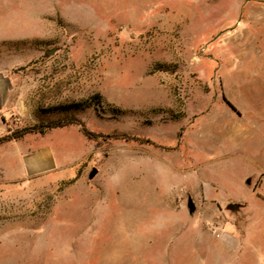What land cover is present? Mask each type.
I'll list each match as a JSON object with an SVG mask.
<instances>
[{
    "label": "rangeland",
    "instance_id": "rangeland-1",
    "mask_svg": "<svg viewBox=\"0 0 264 264\" xmlns=\"http://www.w3.org/2000/svg\"><path fill=\"white\" fill-rule=\"evenodd\" d=\"M0 71L77 121L0 144V264H264V0H0Z\"/></svg>",
    "mask_w": 264,
    "mask_h": 264
},
{
    "label": "trees",
    "instance_id": "trees-1",
    "mask_svg": "<svg viewBox=\"0 0 264 264\" xmlns=\"http://www.w3.org/2000/svg\"><path fill=\"white\" fill-rule=\"evenodd\" d=\"M99 98L100 97L98 95H94L87 100L77 102V103H71V104L64 105V106H60L57 109H60V110H58L60 112H67L70 110H75V111L82 110V109L91 107L94 104V102L97 101ZM227 104L230 105V103H228V102H227ZM232 108H234V107H232ZM76 122L77 121L74 117H72V116H66L65 117L64 116V117H61V118H58L55 120L48 121L46 123H40V124H36L33 126L24 127V128L17 130L16 132H14L12 134L1 136L0 137V144H3L5 142H9L12 140H19L23 136H25L26 134H29V133L44 134L50 129L62 128V127L68 126V125L76 124Z\"/></svg>",
    "mask_w": 264,
    "mask_h": 264
},
{
    "label": "crops",
    "instance_id": "crops-1",
    "mask_svg": "<svg viewBox=\"0 0 264 264\" xmlns=\"http://www.w3.org/2000/svg\"><path fill=\"white\" fill-rule=\"evenodd\" d=\"M10 88V77L6 73L0 71V114L6 110ZM49 159L50 153L45 150L38 157H36L35 162L32 161L27 163V169L33 171L38 168L47 167L49 165Z\"/></svg>",
    "mask_w": 264,
    "mask_h": 264
},
{
    "label": "water",
    "instance_id": "water-1",
    "mask_svg": "<svg viewBox=\"0 0 264 264\" xmlns=\"http://www.w3.org/2000/svg\"><path fill=\"white\" fill-rule=\"evenodd\" d=\"M96 173H97V169L93 168L88 175L89 179H92L96 175ZM187 207L190 214H192L195 211L194 202L190 197L187 200Z\"/></svg>",
    "mask_w": 264,
    "mask_h": 264
}]
</instances>
